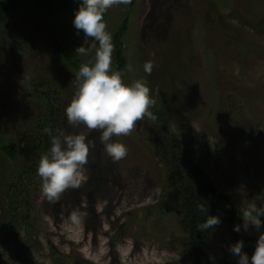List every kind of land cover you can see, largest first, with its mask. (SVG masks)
<instances>
[{
    "label": "rangeland",
    "instance_id": "rangeland-1",
    "mask_svg": "<svg viewBox=\"0 0 264 264\" xmlns=\"http://www.w3.org/2000/svg\"><path fill=\"white\" fill-rule=\"evenodd\" d=\"M35 7V0H28L21 15H8L0 27V139L9 135L20 145L16 163L0 154V174L6 169L15 177L27 167L33 152L28 145L39 149L48 141L44 131L41 139L30 133L36 124L65 135L83 134L94 147L80 186L66 189L55 202L42 194L37 167L17 182L11 197L0 186V225L8 222L14 205L18 215L0 233V264H194L178 223L183 215L174 210L179 193L167 180L172 168H179L164 150L175 137L181 141L230 198L235 225L242 224L246 202L264 204V0H129L105 11L112 39L129 18L123 80H145L153 101L149 111L161 113L165 122L145 117L128 135L113 136L127 148L118 161L104 151L98 130L73 128L64 114L75 89L74 73L94 60L96 50L91 40L87 55L73 50L71 38L83 43V33L72 24L77 0L60 17ZM61 49L74 54L79 65L73 66ZM147 62L150 73L144 71ZM39 84H47L41 93H60L55 108L46 110L31 97L32 86ZM75 210L79 216L73 221ZM218 217L221 223L203 244L201 264H236L225 207ZM258 235L251 227L236 234L249 257Z\"/></svg>",
    "mask_w": 264,
    "mask_h": 264
},
{
    "label": "clouds",
    "instance_id": "clouds-1",
    "mask_svg": "<svg viewBox=\"0 0 264 264\" xmlns=\"http://www.w3.org/2000/svg\"><path fill=\"white\" fill-rule=\"evenodd\" d=\"M72 24L77 34L83 33V43L75 48L78 56L87 55L88 42L95 45L94 60L80 64L74 73L75 89L70 102L64 108L68 125L78 128L81 125L89 130H98L104 151L118 161L127 154V148L120 142H113V136L128 135L137 121L145 117L155 120L149 111L153 103L150 90L143 79L125 83L122 73L112 69L113 44L111 34L106 31L104 13L113 4H127L129 0H77ZM152 63L144 65L145 72H151ZM49 138V148L41 155L36 174L41 179L42 194L55 202L68 188H77L84 179V167L94 141L83 134L65 135L45 128ZM242 191V190H241ZM197 211L205 214L203 223L197 224L198 230H208L221 223L216 215H208V208L197 205ZM79 210L71 214L76 221ZM242 224L233 226V231L247 232L253 228L259 233L254 252L249 255L242 251L243 241L238 240L229 247L236 257V264H264V204L258 206L256 199L244 204L240 211Z\"/></svg>",
    "mask_w": 264,
    "mask_h": 264
},
{
    "label": "trees",
    "instance_id": "trees-1",
    "mask_svg": "<svg viewBox=\"0 0 264 264\" xmlns=\"http://www.w3.org/2000/svg\"><path fill=\"white\" fill-rule=\"evenodd\" d=\"M27 1L28 0H0V27L8 15H13L14 17L21 15ZM72 2L73 0H35V8L44 14L60 17V15L70 10ZM128 22L129 18H126L122 27L116 31L112 39L113 49L115 51V62L118 63L116 70L120 71L122 76L127 65L126 58L124 56L123 36L128 30ZM71 40H73V42H71L73 46L78 47L80 45V41H77L74 37L71 38ZM1 43L2 38L0 36V44ZM73 50H75V48ZM60 52L69 61H72L73 66L77 67L79 65L80 60L77 57H74V54L62 49ZM46 86L47 84L34 85L31 88L32 92H30L32 93L31 97L37 99L43 104H46L45 109L47 110L50 107L55 108V104L57 103L55 101H61V95L56 90H47L46 92L44 91L41 93L42 88ZM50 112L53 117L58 115L55 113V110H51ZM155 116L160 123H165L161 113L156 111ZM43 130V124H36L35 127L30 130V133H33L41 139V132ZM163 141L165 143V137ZM31 144L32 143L28 145V151L30 152V150H32L33 152L30 153L28 156L29 159L27 160V163H25L27 167L25 168L23 166V168L17 172L15 176L16 178L14 177V174L11 175L9 170L7 171L6 169H3L0 174V186L6 187L5 190L8 197H11L10 192H12L15 187L17 188V182H20L25 176L34 173V170L36 169L35 167H37L41 155L44 154L50 146L49 139L48 141L45 139L44 142L39 145V149L33 148ZM168 144L170 147L164 151H166L167 155H171L172 164L179 168V171L177 172V168L175 170V167H173L171 170L172 172H170V177L167 179L169 187L171 189L174 188V191L179 193L175 203H173L175 204L174 210L178 212V215H183V217L179 219L180 222L178 223H180L181 227L185 230L186 236L184 240L187 241V245L189 247L188 253L194 258V264H201L200 259L204 256L202 247L203 244H205L206 239L209 237L210 229L203 231L197 229V224L203 223L205 219V214L197 211V205L203 204L208 208V215L216 216H219L221 210L225 207L228 215V223L231 226V232L235 237V241H237V232L233 231V226L235 225L234 218L236 208L230 198L214 186L215 184L213 180L203 169L202 165L194 162V160L190 157L187 148L181 144V141L179 142V140L175 137L174 140ZM19 153L20 145L11 139V136L7 135L2 141L0 139V154H2L9 163L13 164L18 162L20 156ZM13 178L18 181L13 180ZM12 205H14L13 201ZM16 212L17 208L15 205L12 210L9 208L8 222L0 225V233L4 231L5 226H11L16 223V220L18 219ZM28 219L29 215L26 214L25 220L27 221Z\"/></svg>",
    "mask_w": 264,
    "mask_h": 264
}]
</instances>
